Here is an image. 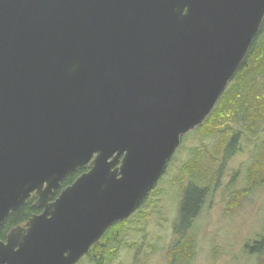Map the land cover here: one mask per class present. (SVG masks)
I'll return each mask as SVG.
<instances>
[{"label": "water", "instance_id": "obj_1", "mask_svg": "<svg viewBox=\"0 0 264 264\" xmlns=\"http://www.w3.org/2000/svg\"><path fill=\"white\" fill-rule=\"evenodd\" d=\"M263 21L264 0H0V226L42 209L0 264H77L128 220Z\"/></svg>", "mask_w": 264, "mask_h": 264}, {"label": "rangeland", "instance_id": "obj_2", "mask_svg": "<svg viewBox=\"0 0 264 264\" xmlns=\"http://www.w3.org/2000/svg\"><path fill=\"white\" fill-rule=\"evenodd\" d=\"M226 141L224 136L202 137L195 130L182 138L145 203L122 227L114 245L118 254L109 264H264V254L250 252L264 237V189L257 186L246 197L237 198L249 185L250 168L261 171L264 167V151L258 144L238 142L218 183ZM191 182L208 187L209 196L189 231L179 238L174 228ZM187 240L191 249L186 252L178 243L184 247ZM77 264L94 261L84 256Z\"/></svg>", "mask_w": 264, "mask_h": 264}, {"label": "trees", "instance_id": "obj_3", "mask_svg": "<svg viewBox=\"0 0 264 264\" xmlns=\"http://www.w3.org/2000/svg\"><path fill=\"white\" fill-rule=\"evenodd\" d=\"M195 132H200L202 137L218 135L227 138L222 146L221 163L222 161L223 163L218 170L219 175L216 179L218 183L223 166L234 155L235 145L238 142L246 140L249 143H254L253 145L258 144V148L261 147V152L264 151V21L237 74L227 86L211 114L201 126L195 129ZM86 170H79L70 174L52 198L56 199L62 189L71 185ZM188 173L195 174V171L189 170ZM249 174V185L246 189L238 192V200L246 197L257 186L264 189V167H261V171H258L252 166ZM208 196V187L200 186L196 182L189 183L183 193L177 223L174 228L177 237L182 238L189 231L193 222L201 213ZM35 208L32 201L27 202L11 214L5 224L10 225L26 219L31 214L38 212ZM127 223L126 220L112 226L99 243L91 247L86 256L92 257L94 264H109L108 262L118 254V250L114 245L119 242L121 229ZM180 243H178V246L183 251L187 252L191 249L188 240L184 247ZM254 245L250 248L251 253L264 254V237ZM255 247L257 250L254 252ZM186 252L181 257L186 255Z\"/></svg>", "mask_w": 264, "mask_h": 264}, {"label": "flooded vegetation", "instance_id": "obj_4", "mask_svg": "<svg viewBox=\"0 0 264 264\" xmlns=\"http://www.w3.org/2000/svg\"><path fill=\"white\" fill-rule=\"evenodd\" d=\"M55 199H53L51 197L50 199V202L54 201ZM29 201H32L33 202V205L36 207L35 209L38 210V212H35L33 214H31L29 217H27L26 219L24 220H21V221H18L14 224H5L6 220L11 216H9L3 223L2 225L0 226V244L1 245H6L8 243V236L9 234L12 232L13 229L15 228H18V227H21V228H26V224L28 223V221L35 215H39L42 213V209L37 207L36 205V198L35 197H32L31 199H29ZM28 201V202H29ZM13 214V213H12ZM24 234V232H23ZM17 250V248H15Z\"/></svg>", "mask_w": 264, "mask_h": 264}]
</instances>
